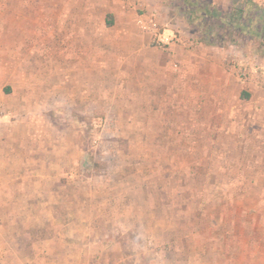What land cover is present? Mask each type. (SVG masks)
Returning a JSON list of instances; mask_svg holds the SVG:
<instances>
[{
  "label": "rangeland",
  "instance_id": "1",
  "mask_svg": "<svg viewBox=\"0 0 264 264\" xmlns=\"http://www.w3.org/2000/svg\"><path fill=\"white\" fill-rule=\"evenodd\" d=\"M190 11L0 0V264H264V43Z\"/></svg>",
  "mask_w": 264,
  "mask_h": 264
},
{
  "label": "trees",
  "instance_id": "2",
  "mask_svg": "<svg viewBox=\"0 0 264 264\" xmlns=\"http://www.w3.org/2000/svg\"><path fill=\"white\" fill-rule=\"evenodd\" d=\"M182 1L185 7L191 9L190 16L201 19H211L213 22L222 26L226 30H232L234 32H242L248 34L251 37L264 43V12L260 7L254 3L244 0L242 3L239 0H231L233 11L229 14V17H224L218 14L215 10L205 6H199L195 0H179ZM244 8H248L252 13L244 24L238 23V17H242ZM236 16V17H235ZM111 24V23H109ZM241 98L248 99V95H241Z\"/></svg>",
  "mask_w": 264,
  "mask_h": 264
},
{
  "label": "crops",
  "instance_id": "3",
  "mask_svg": "<svg viewBox=\"0 0 264 264\" xmlns=\"http://www.w3.org/2000/svg\"><path fill=\"white\" fill-rule=\"evenodd\" d=\"M5 166L6 165L4 164V167ZM8 228H9L8 229L9 231H8V234L6 236H7V240L10 242V245H9L10 249H8V250L6 249V252H9L10 256H11V253L12 254H21V251L19 252L18 250L16 251L15 249L11 248V244H12V241H13L12 237L14 235H16V237H22L24 229L20 228L19 229V233H18V231H16V229L14 230V227L11 226V227H8ZM39 229H42V226L39 223L32 224V225L31 224L27 225L26 230H29V231L35 230V233H34L35 235L33 237L34 239L29 241V245H31L33 247V250H35V251L29 253V256L31 255L32 259H34V260L35 259H39L41 264H44L45 259L48 258L51 255L52 256L54 255L56 259L58 258V261L61 260V258H64V253L65 252H64L63 249L60 248V246H58V247H56L54 249L53 248L52 249H46L45 246H42V247L39 246V245H43L44 243H46V242H43L41 240V238L38 237L37 232L41 231ZM57 243H59V245L63 246V243L61 241L57 242ZM36 245H37V248H35ZM70 254L74 255L75 253L72 251ZM73 255H72V258H75ZM78 255H79L78 256V261H81L82 258H80V254H78ZM99 259H100V257H99ZM65 261H66L65 264H74V262H75L74 259L72 260L73 262H69L67 260H65ZM104 261H105V259H104Z\"/></svg>",
  "mask_w": 264,
  "mask_h": 264
},
{
  "label": "built area",
  "instance_id": "4",
  "mask_svg": "<svg viewBox=\"0 0 264 264\" xmlns=\"http://www.w3.org/2000/svg\"><path fill=\"white\" fill-rule=\"evenodd\" d=\"M162 41H164V39H162Z\"/></svg>",
  "mask_w": 264,
  "mask_h": 264
}]
</instances>
